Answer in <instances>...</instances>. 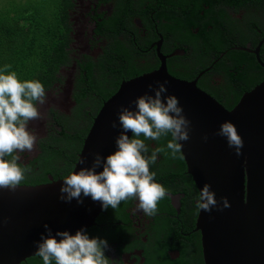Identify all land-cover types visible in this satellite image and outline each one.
<instances>
[{
  "label": "flooded vegetation",
  "instance_id": "obj_1",
  "mask_svg": "<svg viewBox=\"0 0 264 264\" xmlns=\"http://www.w3.org/2000/svg\"><path fill=\"white\" fill-rule=\"evenodd\" d=\"M59 21L56 38L66 39L67 59L46 91V104L38 105L42 119L29 122L28 130L40 138L36 150L20 154L18 161L34 167L37 176L45 174L46 166L52 168L40 162L53 132L61 131L55 113L70 116L75 94L91 90V67L96 76L101 64L111 78L130 74L122 83L157 71L164 61L173 77L195 81L226 109L264 82V0H70ZM66 90L74 106L61 111L57 101ZM155 148L152 144L147 155ZM150 171L168 190L156 215L136 212L139 201L130 199L103 210L86 234L108 242L109 264H204L196 231L199 192L185 163L160 153ZM46 176L37 185L54 180ZM21 264L43 260L34 256Z\"/></svg>",
  "mask_w": 264,
  "mask_h": 264
},
{
  "label": "water",
  "instance_id": "obj_2",
  "mask_svg": "<svg viewBox=\"0 0 264 264\" xmlns=\"http://www.w3.org/2000/svg\"><path fill=\"white\" fill-rule=\"evenodd\" d=\"M165 81L164 96H176L185 117L191 121L190 139L181 141L187 173L198 192L205 184L211 185L218 201V207L211 212H199L196 222V231L201 233L203 263L264 264V82L245 93L228 110L200 90L195 81L173 77L162 61L157 71L123 81L103 103L84 138L72 172L91 168L96 154L104 158L114 154L116 139L122 132L121 108L135 111L133 101L145 94L154 96V89ZM70 97L67 90L60 96L59 110L73 108ZM113 122L116 128L112 127ZM225 122L237 128L244 142L242 155H236L225 137L216 135ZM127 135L133 137L131 132ZM80 158L86 163L80 164ZM102 171V167L97 169V173ZM63 179L50 177L46 184L0 190V264H21L34 257L41 236L47 235L44 225H48L53 235L63 231L75 235L94 226L103 212L102 204L83 195V203L76 199L60 200ZM223 198L230 207L223 208Z\"/></svg>",
  "mask_w": 264,
  "mask_h": 264
},
{
  "label": "clouds",
  "instance_id": "obj_3",
  "mask_svg": "<svg viewBox=\"0 0 264 264\" xmlns=\"http://www.w3.org/2000/svg\"><path fill=\"white\" fill-rule=\"evenodd\" d=\"M10 67L5 65L0 69V190L15 191L24 181L25 172L30 171V168L19 165L20 154L35 151L40 139L34 130H28V125L30 121L42 119L38 105L46 104L47 93L38 80L21 82L15 71L9 72ZM166 83L154 89V96L145 94L133 101L135 111L121 108L119 124L122 132L116 139L117 151L106 158L96 154L91 168L84 167L78 173L74 171L67 175L60 188V200L71 202L76 199L83 203L81 196H90L106 211L109 207L117 209L123 201L135 199L139 201L136 212L156 215L158 203L168 195V190L155 182L156 173L150 171V165L156 163L161 152L167 155L169 150L172 159L183 160L181 141L187 142L191 131V121L185 117L177 97L164 96ZM149 88L152 90L151 85ZM112 127H117L115 122ZM128 132L133 138H129ZM168 134H171V140L167 143V150L157 147L150 156L147 155L149 149L139 137L159 140ZM216 135L225 137L236 155H242L244 142L233 123H223ZM207 139L205 136V142ZM79 163L85 164L86 160L80 158ZM101 167L103 171L97 173ZM210 188L211 185L205 184L199 192L195 204L197 213L202 210L211 212L218 207L216 195ZM222 203L223 208L230 207L226 198ZM44 227L47 235L41 236L35 253L42 258L43 264H52L53 261L55 264H109L105 255L106 240L90 238L84 229L75 235L68 231L53 235L48 225Z\"/></svg>",
  "mask_w": 264,
  "mask_h": 264
},
{
  "label": "trees",
  "instance_id": "obj_4",
  "mask_svg": "<svg viewBox=\"0 0 264 264\" xmlns=\"http://www.w3.org/2000/svg\"><path fill=\"white\" fill-rule=\"evenodd\" d=\"M69 3L70 0L11 1L6 8L0 9V69L10 65L9 72L15 71L21 82L38 80L45 91L50 90L58 79L56 75L59 66L67 59L63 48L66 39H57L56 30L60 25L62 11ZM94 70L91 67L87 75L92 84L91 90L82 92L81 95L75 94L73 99L77 105L70 116L55 113L61 131L57 129L53 132L48 145L43 147L44 157L40 162L43 167L50 164L52 168L46 166L45 174L41 176H37L34 167L30 168V171L25 172V179L20 185H37L43 180L47 181V173L52 174L54 180L69 175L94 116L103 103L116 93L121 81L131 78L130 74L111 78L110 70L104 64L97 67V76L94 75ZM227 109L232 108L227 106ZM139 138L144 140L149 151L152 144L167 150L171 134L162 136L159 140L145 139L143 136ZM161 153L166 155L165 152ZM166 157L168 160H175L171 158L170 150ZM178 160L184 164L183 160ZM60 166L65 167L59 168Z\"/></svg>",
  "mask_w": 264,
  "mask_h": 264
},
{
  "label": "rangeland",
  "instance_id": "obj_5",
  "mask_svg": "<svg viewBox=\"0 0 264 264\" xmlns=\"http://www.w3.org/2000/svg\"><path fill=\"white\" fill-rule=\"evenodd\" d=\"M11 1H13V2H21V1L27 2L29 0H0V9L6 8L8 6V3ZM37 1H41V0H37Z\"/></svg>",
  "mask_w": 264,
  "mask_h": 264
}]
</instances>
